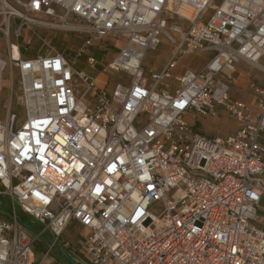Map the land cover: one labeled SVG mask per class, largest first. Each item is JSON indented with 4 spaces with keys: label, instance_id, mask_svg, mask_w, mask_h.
<instances>
[{
    "label": "built area",
    "instance_id": "built-area-1",
    "mask_svg": "<svg viewBox=\"0 0 264 264\" xmlns=\"http://www.w3.org/2000/svg\"><path fill=\"white\" fill-rule=\"evenodd\" d=\"M34 28L84 38L29 57L11 38ZM0 34V96L10 73L25 111L0 113V264H35L43 235L45 258L66 251L73 224L84 264H264V80L235 92L242 62L264 74V0H0ZM162 37L172 57L147 75ZM109 38L126 42L99 62ZM192 55L211 59L179 69ZM220 116L236 133L198 134Z\"/></svg>",
    "mask_w": 264,
    "mask_h": 264
},
{
    "label": "rangeland",
    "instance_id": "rangeland-1",
    "mask_svg": "<svg viewBox=\"0 0 264 264\" xmlns=\"http://www.w3.org/2000/svg\"><path fill=\"white\" fill-rule=\"evenodd\" d=\"M35 30L30 31L29 29H25L23 31V35L16 41L14 37H12V43H19L21 45L23 52L27 55L37 56V55H44L46 54L47 50H49L50 46L54 47L56 50L61 52L65 48H68L70 51H75L77 46L82 44L84 36L80 33H72L66 32L64 30H55V29H45V28H34ZM38 35H37V34ZM39 37L42 39H47V44L43 43ZM162 44L159 46L157 50H151L147 53V58L144 63V70H146L147 75L154 71L159 72L167 65L168 61L171 59L173 54V44L167 38L162 37ZM124 39H116V38H109L108 41L102 44L100 47H96V50L93 51L95 57L99 62L107 63L117 55L119 48L121 49L125 45ZM112 45V46H111ZM98 50V51H97ZM101 51H105L101 53ZM0 52L6 58L9 54V45H7V38L2 34H0ZM211 59V56L206 55H192L187 56L182 60V63L179 66V69L183 66H188L193 70L202 69ZM81 68L87 69L86 61L81 60ZM245 72H249L251 75V79H255L259 77L260 79H264V74L258 70L257 68L253 69L249 67L244 62L240 64V66ZM6 82L4 84V92L0 96V113L2 112L3 115L1 119H4L5 112L9 109V102L12 100V111L18 115L17 125L20 126L22 121L25 118V111L21 107L19 102V96L21 95L19 85L14 86V93L12 94L11 89V75L10 73L6 74ZM114 77H117L115 74H111ZM17 79V78H16ZM17 81V80H15ZM114 81L111 80L110 89L113 88ZM244 91H238L236 89L235 92L239 94V97L243 98L246 101H252L253 97L249 91L248 85L245 82L243 84ZM198 128H200L199 133L201 136H207L209 138L214 137H227L229 134H233L239 128V125L232 119L226 116H220L218 118H208V119H201L198 123ZM260 209L258 212L259 218L256 222V225L259 228L264 229V198L262 199ZM4 207L2 209L4 211H8V204L9 202L4 199ZM23 222L26 224L27 227H34L36 230L41 226L39 223H33V219L28 215H22ZM88 232H86L81 228H76L75 225L70 226L68 232H66L63 241L70 242L69 244V251L76 256L81 258V251L83 242L85 241L84 237H87ZM84 236V237H82ZM49 237L47 235H43L41 241L36 246H33V252L38 253H45L42 250V246L48 244ZM58 251L60 258H65L58 249H54ZM52 256L53 253H52Z\"/></svg>",
    "mask_w": 264,
    "mask_h": 264
},
{
    "label": "crops",
    "instance_id": "crops-1",
    "mask_svg": "<svg viewBox=\"0 0 264 264\" xmlns=\"http://www.w3.org/2000/svg\"><path fill=\"white\" fill-rule=\"evenodd\" d=\"M262 63L264 64V58L262 59ZM241 71L243 72V74H242V76H241V82H242V85L241 86H243V84L245 83V81H246V79L248 78V77H251V75H250V73L249 72H245L242 68H241ZM257 79H260L259 77H256ZM255 78V79H256ZM261 80H264V79H261ZM242 90L244 91V86H243V88H242ZM241 90V91H242ZM240 91V90H239ZM234 133H236V131L234 132ZM233 133V134H234ZM232 135V134H231ZM261 141H262V143H263V145H264V136L261 138ZM73 225H75V224H73ZM72 226V225H71ZM76 226V228L78 227V228H81V229H83L82 227H80V226H78V225H75ZM70 228V227H69ZM68 228V229H69ZM84 230L86 231V232H88V235H89V230H87L86 228H84ZM66 232H68V230L66 231ZM66 232H65V234H66ZM65 234L63 235V237L65 236ZM87 235V237H84V236H82V237H84L85 238V240L89 237ZM65 242V241H64ZM66 244L68 245V248L66 249V251H68L69 253L68 254H70V256L72 257V259L74 260V261H76L78 264H84V261H83V257H82V251H81V249H80V251H81V258H79V257H76V256H74L72 253H71V251H69V244H70V242H66ZM54 252V251H53ZM45 254L44 253H41V252H38L37 253V255H36V262H35V264H68V262L65 260V258L63 259V258H60V256H59V254H58V251L57 250H55V252L53 253V255L54 256H49L48 258H45V256H44Z\"/></svg>",
    "mask_w": 264,
    "mask_h": 264
},
{
    "label": "water",
    "instance_id": "water-1",
    "mask_svg": "<svg viewBox=\"0 0 264 264\" xmlns=\"http://www.w3.org/2000/svg\"><path fill=\"white\" fill-rule=\"evenodd\" d=\"M20 222H22V220H20ZM63 256L65 257V260L68 262V264H77L72 257L70 256V254H68L66 251L62 250Z\"/></svg>",
    "mask_w": 264,
    "mask_h": 264
},
{
    "label": "trees",
    "instance_id": "trees-1",
    "mask_svg": "<svg viewBox=\"0 0 264 264\" xmlns=\"http://www.w3.org/2000/svg\"><path fill=\"white\" fill-rule=\"evenodd\" d=\"M29 57H31V55H28Z\"/></svg>",
    "mask_w": 264,
    "mask_h": 264
}]
</instances>
